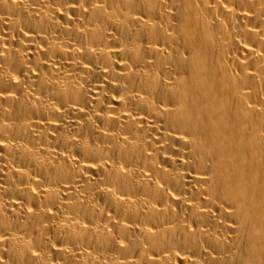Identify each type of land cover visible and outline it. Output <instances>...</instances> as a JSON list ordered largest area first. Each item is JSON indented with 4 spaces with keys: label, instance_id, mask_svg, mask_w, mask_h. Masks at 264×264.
Wrapping results in <instances>:
<instances>
[{
    "label": "bare ground",
    "instance_id": "obj_1",
    "mask_svg": "<svg viewBox=\"0 0 264 264\" xmlns=\"http://www.w3.org/2000/svg\"><path fill=\"white\" fill-rule=\"evenodd\" d=\"M0 264H264V0H0Z\"/></svg>",
    "mask_w": 264,
    "mask_h": 264
}]
</instances>
